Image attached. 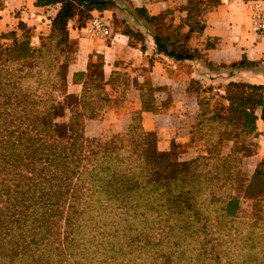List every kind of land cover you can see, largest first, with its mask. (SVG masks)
Instances as JSON below:
<instances>
[{"label": "trees", "instance_id": "16d2710c", "mask_svg": "<svg viewBox=\"0 0 264 264\" xmlns=\"http://www.w3.org/2000/svg\"><path fill=\"white\" fill-rule=\"evenodd\" d=\"M201 3L188 7L189 32L203 29ZM57 4L38 48L28 34L20 40L0 35V41L12 40L0 42V264H218L223 239L238 233L239 198L232 186L245 180L242 159L254 152L243 141L258 119L264 122V85L228 82L226 113L203 110L200 95L211 87H192L198 114L191 144L202 150L188 161L179 158L181 147L173 141L167 151L158 150L156 134L141 126V111L132 114L125 134L88 138L85 121L100 119L111 99L99 65L80 95L67 93L73 56L66 54L69 48L75 53L69 23L76 19L74 26L82 28L92 10L113 3L35 2ZM123 33L140 37L127 28ZM153 40L159 53L177 61L202 57L184 50L178 38L156 34ZM254 66L242 58L227 69ZM115 80L123 99L127 80ZM152 94V88L143 90L142 111H156ZM245 188L253 206L264 208V161ZM222 222H229L224 234Z\"/></svg>", "mask_w": 264, "mask_h": 264}, {"label": "crops", "instance_id": "0c3cea01", "mask_svg": "<svg viewBox=\"0 0 264 264\" xmlns=\"http://www.w3.org/2000/svg\"><path fill=\"white\" fill-rule=\"evenodd\" d=\"M200 1L203 29L199 32H189L187 25L188 7L193 0H112L113 5L108 9L92 10L84 27L74 26L76 19L69 23V40L75 46V53L68 66L67 93L80 95L83 83L93 77L92 71L99 65L105 91L111 99L100 119L85 121L86 137L125 134L132 114L141 111V126L144 131L156 134L159 151H167L172 141L188 145L198 114L192 87L212 85L220 91L230 81L264 85V38L251 31L253 3L261 1L264 5V0ZM1 2L0 31L12 28L19 20L31 21L32 30L40 35L48 33L47 23L60 7L58 4L38 7L36 0ZM139 9L155 20L147 22L145 15L136 12ZM18 11L20 18L16 15ZM28 16L34 19L28 20ZM94 17L107 25L108 35L90 30ZM126 28L140 37L125 35ZM156 34L178 38L177 44L183 45L184 50L190 53L196 50L202 57L184 61L169 58L157 51L153 40ZM242 58L255 66L230 73L228 66ZM119 75L127 80L123 99L115 89V78ZM146 88L153 89L155 112L141 109V96ZM252 138L255 151L244 159L251 175L264 161V122L260 119L256 121Z\"/></svg>", "mask_w": 264, "mask_h": 264}, {"label": "rangeland", "instance_id": "374dc122", "mask_svg": "<svg viewBox=\"0 0 264 264\" xmlns=\"http://www.w3.org/2000/svg\"><path fill=\"white\" fill-rule=\"evenodd\" d=\"M16 15H18L17 17L20 18L21 15L20 11H18ZM22 17L25 19V16ZM27 19L32 20L34 18L28 16ZM20 22L23 24L22 25L23 29L19 28L18 26ZM28 22L24 23L19 20L17 21V23L15 22L14 25H12V28H9L4 31H0V35L13 33L16 40H20L23 38V35L28 34L30 38L29 40L30 46L32 48H38L41 44V41L49 35L50 27L47 34L40 35L41 33L37 34L36 31L32 30L31 27L33 25L32 22L31 21ZM47 26H50L49 22L47 23ZM69 29H70V25H69ZM0 42L4 45H10L12 43V40L11 39L1 40ZM70 45L72 47L74 46L72 43ZM66 56L68 58H72L73 48L72 49L69 48ZM44 75L46 76V73H44ZM227 84L228 83H226V85ZM226 85H224V87H226ZM209 87H211L210 90L200 95L202 109L217 110L226 113L228 102L225 97L226 95L225 88L221 87L222 90L220 88V91H217L214 90L215 89L214 86L210 85ZM205 88L207 89L208 87ZM56 96L58 97V94H56ZM115 136L117 135H109L107 133L97 138L104 141V140L112 139ZM118 136H120V134H118ZM243 144L249 150L255 151L256 144L252 138V135L246 137L243 141ZM179 145L181 147L180 149L181 154L179 158L183 161H188L195 158L197 156V153L200 150H202V148H200L197 144L193 145L191 144V142L188 143V145H181V144ZM230 146H231V141H227L223 149L224 156L228 154L230 150ZM245 158L242 159V163H241V172L243 174V180L244 179L245 180L240 182L241 184L234 183V185L232 186L234 194L239 198V208L237 212L238 220H237V224L233 225V228H236L238 233L232 239H223L221 247L218 248V250L221 252L218 264H264V208H260L261 207L260 205L253 206L255 204V201L251 200L245 192L246 190L245 186H247L248 180L251 177V174H249V172L247 171L248 168L245 167L244 165ZM228 225L229 222L227 225L224 224V222L220 224L219 229L221 234H224V232L228 228ZM216 236L217 234L213 235L211 238H214ZM211 257L212 254L210 258ZM206 258H208V256H206ZM209 263L210 261L207 262V264Z\"/></svg>", "mask_w": 264, "mask_h": 264}, {"label": "built area", "instance_id": "2783aa9c", "mask_svg": "<svg viewBox=\"0 0 264 264\" xmlns=\"http://www.w3.org/2000/svg\"><path fill=\"white\" fill-rule=\"evenodd\" d=\"M251 12V31L258 38H264V5H262V2L255 1L253 3ZM90 30L95 33H100L104 36L108 35L109 33L107 25L102 21L101 18L98 17H94L90 21Z\"/></svg>", "mask_w": 264, "mask_h": 264}]
</instances>
